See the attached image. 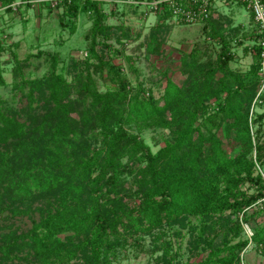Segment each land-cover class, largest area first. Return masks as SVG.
<instances>
[{
	"label": "trees",
	"instance_id": "16d2710c",
	"mask_svg": "<svg viewBox=\"0 0 264 264\" xmlns=\"http://www.w3.org/2000/svg\"><path fill=\"white\" fill-rule=\"evenodd\" d=\"M0 1L9 9L10 0ZM58 5L64 6L66 15L89 14L90 52L97 63L85 62L86 74L75 85L84 101L76 120L71 86L56 72V58L50 55L52 70L44 81L53 104L46 115L55 124L53 131L46 133L44 127L39 137L0 150V211L5 198L23 202L52 193L55 199L27 232L0 243V264H8L25 250L33 253L35 261L23 264H66L79 255L87 264H109L107 252L128 237L187 216L203 219L230 211L242 213V220L250 222L254 213L246 215L245 209L264 201V179L256 170L257 162L264 167V141L257 130L255 145L248 122L260 81L256 75L262 48L256 25L251 65L256 75L245 78L230 67L232 44L208 21L206 36L220 44L215 59L199 62L197 52L191 50L181 58V84L166 78L163 94L155 98L142 82L133 88L118 67L98 53L97 38L108 37L111 30L98 0H60ZM161 16L171 14L165 11ZM3 50L0 45V55ZM13 56L19 70L20 61ZM91 68L106 70L111 77L105 92L97 90ZM212 100H216L214 107ZM91 118L97 130L91 137L99 143L84 149L81 135ZM131 125L138 131L167 129L172 140L152 152L137 133L125 128ZM220 129L222 135L217 134ZM23 134L24 126L0 109V145ZM127 177L131 188L125 186ZM244 185L251 191H243ZM241 229L235 223L229 228L231 237L224 236L215 246L208 242L204 259L185 264H241L240 254L248 240L232 242ZM62 234H67L65 240L60 239ZM251 239L264 248V227H254ZM163 250L165 262L171 264L168 246Z\"/></svg>",
	"mask_w": 264,
	"mask_h": 264
},
{
	"label": "rangeland",
	"instance_id": "374dc122",
	"mask_svg": "<svg viewBox=\"0 0 264 264\" xmlns=\"http://www.w3.org/2000/svg\"><path fill=\"white\" fill-rule=\"evenodd\" d=\"M135 1L137 0H98L105 16L104 22L111 30L108 37L100 36L96 43L98 53L116 65L133 88L138 82H142L145 90H150L155 98H160L166 86V78H171L178 84L183 81L184 76L180 72L181 58L191 50L197 52L199 62L214 60L220 44L206 36L204 24L208 21L232 44L234 58L229 64L230 67L245 78L256 75L251 69L255 22L250 11L242 4L220 2L209 20L184 25L176 22L172 16L164 18L158 12H147L145 15L144 7L135 4ZM10 2L8 9L0 1V45L4 48L0 55V109L23 125L25 134L0 145V150H11L16 143L39 137L44 132V127L47 129L46 133L53 131L55 124L46 117L53 104L48 101L49 89L44 81L52 70L50 55L56 58V72L71 86L70 98L77 106V112L72 116L76 120L83 109L80 103L84 101L75 92V85L86 74L84 63H97L90 52L92 20L87 12L66 15L64 6L58 5L60 0ZM154 48L156 49L153 50ZM39 52L43 53L36 55ZM13 55L20 61L19 70ZM90 73L97 90L105 92L111 84L107 71L91 68ZM256 76L260 78L259 71ZM26 80H35L36 83L27 85ZM259 90L260 81L258 91L249 106L248 122L253 139L256 131L260 130V141H264V92L256 101ZM85 102L89 106L88 101ZM215 102L216 100H212L213 107ZM125 128L129 132L137 133L152 152L172 140V134L167 129L147 128L138 131L133 125ZM96 131L93 119H88L81 135L84 149L98 147L99 142L91 137ZM217 134L222 135V129ZM254 143L256 145V139ZM252 156L255 159V149ZM256 170L264 179V167L258 162ZM131 185V178L127 177L125 186L131 188ZM241 189L251 191L248 185ZM51 194H41L23 202L21 199L5 198L0 211V243L8 236L27 232L33 222L39 220L54 205L55 199ZM262 211L264 201L260 200L245 209L246 215L254 213L248 223L242 220V213L235 214L230 211L221 216H207L203 219L187 216L181 221L166 223L150 233L128 237L109 250V264H167L164 259V246H168L167 259L171 264L198 262L206 256L208 242L211 241L215 246L224 236H232L229 228L234 227L235 223L240 224L242 229L232 242L248 240V246L240 254L241 264H264V248L251 239L254 227H264ZM257 212L261 214L255 215ZM204 225H208V229ZM66 236L67 234H62L60 239L65 240ZM17 256L6 262L23 264L28 259L35 261L33 253L26 250ZM66 264L87 263L79 255Z\"/></svg>",
	"mask_w": 264,
	"mask_h": 264
},
{
	"label": "built area",
	"instance_id": "2783aa9c",
	"mask_svg": "<svg viewBox=\"0 0 264 264\" xmlns=\"http://www.w3.org/2000/svg\"><path fill=\"white\" fill-rule=\"evenodd\" d=\"M220 2L242 4L253 16L262 48L259 69L260 90L256 97L257 101L264 92V0H138L134 3L144 7L145 15L147 12L161 14L168 11L176 22L193 25L208 20Z\"/></svg>",
	"mask_w": 264,
	"mask_h": 264
}]
</instances>
